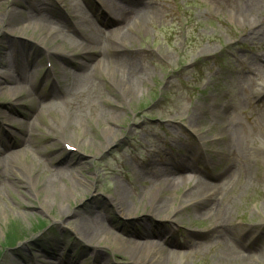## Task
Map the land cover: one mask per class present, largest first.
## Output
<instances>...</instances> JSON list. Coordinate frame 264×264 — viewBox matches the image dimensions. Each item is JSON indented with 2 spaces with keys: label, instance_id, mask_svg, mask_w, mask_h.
<instances>
[{
  "label": "rangeland",
  "instance_id": "1",
  "mask_svg": "<svg viewBox=\"0 0 264 264\" xmlns=\"http://www.w3.org/2000/svg\"><path fill=\"white\" fill-rule=\"evenodd\" d=\"M213 1L117 0L119 8L139 9L145 4L150 12L142 23L135 20L141 16L137 10L124 13L126 24L115 23L106 30L109 34L130 28L131 39L119 45L141 58L149 73L137 87L138 96L125 101L106 79L112 77L110 69L101 71L104 75L94 79L103 89L98 104L106 114L85 109L92 113L76 120L75 130L64 129L65 104L48 111L43 97L73 79L57 67L73 72L86 60L74 50L77 44H57L61 53L51 56L39 40L44 34L40 27L32 25L20 35L14 31L22 24L0 25V62L14 65L19 53L13 56L10 48H22L33 61L23 70L24 76L36 79L31 87L21 82L9 85L26 89L22 94L0 91V157L20 153L18 161L0 167V264H48L44 261L55 262L51 254L70 264H135L122 239L141 240L152 250L164 247L175 259L181 255L180 264H213L222 250L264 264V38H247L250 28L241 26L229 6L215 7ZM0 2L1 16L15 0ZM75 2L98 26L100 0ZM47 3L56 15L67 18L68 8L61 0ZM28 15L18 18L22 21ZM48 20L49 29L57 28L56 19ZM61 34L77 39L72 29ZM14 71V66L0 65V76ZM3 111L11 113L10 118L1 115ZM36 113L41 114L37 120ZM34 120L37 146L15 147L23 123ZM226 131L225 141L221 133ZM55 167L62 168L56 184L45 186L38 179L35 185L30 183L42 170ZM104 169L111 173L104 176ZM163 169L168 172L158 177V190L151 185L157 182L152 175ZM192 174L197 175L188 179ZM198 176L218 186L215 197L196 205L206 213L188 214L193 206L183 218L171 221L150 215L153 193L177 201L201 181ZM69 183L80 185L79 197H72ZM174 185L178 189L172 192ZM117 186L137 208L131 216L114 207ZM59 196L69 198L62 202L69 211L65 216L56 209ZM218 202L229 211L219 218V234L213 231L216 218L208 213ZM43 204H52L55 210ZM78 212L101 218L109 234L98 243L80 238ZM11 236L15 241L9 240ZM167 240L177 244L165 247Z\"/></svg>",
  "mask_w": 264,
  "mask_h": 264
},
{
  "label": "bare ground",
  "instance_id": "2",
  "mask_svg": "<svg viewBox=\"0 0 264 264\" xmlns=\"http://www.w3.org/2000/svg\"><path fill=\"white\" fill-rule=\"evenodd\" d=\"M61 1L64 3V7L68 8V11L66 10L65 13L66 17L70 21L64 16L56 15L54 8H52L51 4L47 3V0H20V2L15 0V2L0 16V25L3 24L6 28H11L15 22L16 24H22L21 27L14 31V33L20 35H23L25 32H27V30L32 25L40 27L44 34L39 37V40L47 49V54L51 56L53 54L61 53L57 48L60 44H71L70 47H72L73 44H77L74 50H80L82 55L86 57V60L77 63V65L74 66L75 70H73V72H71L72 70L69 71L65 66L57 67L56 70L58 71L62 69L63 71H66L67 76L68 72L71 73L73 79L71 82L67 81L63 87L55 86L51 89L48 95H44L43 97L44 100L48 101V105L45 107V109L48 111L59 110L63 104H65L63 111V120L65 122L64 129L75 130V122L78 119L80 120L81 117L90 115L92 112L102 115L106 114L103 109H100V105L98 104L99 97L103 98L104 96L102 93L103 89L101 85H99V83L94 79L95 77H101L104 75L103 70L106 68L110 69L112 75V77H106L107 81L111 82L117 87L118 92L125 101L130 97L138 96L137 87L144 84L145 78L148 76L149 72L141 58H138V56L135 54L129 53L127 50H123L122 46L119 45V43L123 44L126 40L131 39L132 36L130 34V28L128 31H125L124 29H118L115 31V33L113 32L109 34H107L106 30L112 23L126 24L127 19L123 15L124 13L137 10L141 13V16L135 20L142 23L148 19L150 12L145 10L147 7L145 4H141V2L139 3L141 4L140 6L145 7H140L139 9H127L124 7L119 8L117 0H100L103 6L102 9H104L106 16H101L100 20L98 19L97 21L98 26H96L94 23H91L89 18L84 15L83 9L78 3L75 2L76 0ZM212 4V6L215 7L229 6V9L233 10V12H235V14L239 17L241 26H248L250 28L249 33L246 35L247 38H264V0H214ZM1 7L2 3L0 2V8ZM22 8H27L28 11H22ZM21 13L29 15L21 21L18 18ZM49 17L56 19L58 24L57 28L52 29L50 27L49 29V24H51V21L48 20ZM91 25H93V27ZM65 29H72L73 34L76 35L78 40H74V38L71 39V37L62 35V31ZM101 32L102 34L104 33V37H101ZM5 34L7 35L8 33ZM67 40H71V42L68 44L66 43ZM10 49L13 56H15L16 53H19V55L15 56L13 59L14 65L12 64L11 66L9 62H7L8 64L6 62H0V65L2 67H5L6 65L9 66V68L14 66V72L16 75L10 73L2 74V76H0V91H8L13 93V96H15L22 94V92H27V90L22 89L20 91V86H17L16 88H9V85H13L16 82H21L25 86L32 84L30 85L31 87L36 85V83H34V81L36 82V79L26 78L24 76L26 73H24L23 70L26 69V67L28 68L31 66L33 62L31 61L28 53H26V51H24L22 48H16L12 46ZM21 78L23 79L22 81ZM256 91L260 93L259 88H256ZM55 100L60 101L61 103L58 104V102H55ZM103 102H108V99H104ZM35 103H32V107L34 108L37 106ZM87 108L93 109L92 112L89 113L85 111ZM10 114L11 113L8 111L1 112V115H5L6 118H10ZM40 116V113H36L33 115V118L36 117L35 120H37ZM111 118L113 117L111 116ZM35 120L23 123V130L21 131L16 143H14L15 147L17 145L23 146L22 149L26 150V148L33 147L35 145L37 146V135L35 134V128H37L38 125L35 124ZM221 135H224V140L227 139L228 131L225 133L222 132ZM2 143L4 144V138H2ZM14 146H12V148H15ZM9 148L10 146H7L5 150ZM19 155V151H15L8 158L3 156L0 157V167L2 166L3 162H12L15 160L18 161ZM64 165L66 164L63 163L61 166ZM13 172L20 176V174H18V170L15 169ZM99 172L100 171L96 173ZM165 172H168V170L163 169L160 172L154 173L152 175L153 178H155V181H157L152 182L151 185L153 188L159 190L160 184L158 183V177H160V174ZM40 173L43 174L36 176V178L32 179V181L31 179L29 180L31 184L35 185L34 182L37 183L38 179L40 184H44L46 186L50 184H56V181L62 178V168L55 167L50 171L46 170V172L42 170ZM103 173L104 176H107L111 172H109L107 169H104ZM68 187L74 193V195L72 194V197L75 196L77 198L80 196V194H82L80 185L77 183H69ZM172 187V192L178 189L175 188L176 185ZM217 188L218 186L215 184L208 182H197L191 188L185 190L183 196L177 201L170 197L158 198V196H155L153 193L152 195L155 197V200L150 201L149 203V213L152 216L163 218L169 221L174 220L176 216L183 218L184 213H186L187 210L189 208L191 209L193 206H195L194 210L191 209L188 214L192 215L194 213H206L207 211L199 209L196 205L200 201L215 197ZM44 193H47V191L44 190ZM173 195L172 197H174ZM59 197L60 204L56 209L61 216H65L69 213V211L62 202L68 200L69 198L67 196ZM113 197L114 198L112 200L114 207L122 215L131 216L137 210V208L128 201L129 196L121 189V187L117 186V190L114 192ZM222 204V202L215 203V206L208 210V213H212V216L216 218L217 224L213 228V231L218 234L219 218L225 217L229 214L227 207L224 206V208H222ZM43 205L44 207H47V209L55 210L52 204H50V206L48 204ZM76 215L79 216L76 220L77 233L78 236L83 240L90 243H98V241H100L105 234H109L107 232L108 229L102 223L101 218H88L80 212H78ZM10 224H14V222H11ZM132 233L134 236L137 235V232L135 231H132ZM220 234L225 236L224 231H221ZM141 238L144 237L142 236ZM122 241L125 245H120L126 246L130 250V257L135 262V264H180L177 258H180L181 255L177 254L175 259L167 252L166 248L164 247L152 250L149 248V244H145L138 239H122ZM176 244V241L168 240L165 247H172ZM51 256L55 257L53 258L55 259V262L47 260L44 262L48 264H70L66 258H60V256L52 254ZM183 264L187 263L184 262ZM213 264L252 263L249 261L248 257L241 256L233 252L229 253L227 250H222L220 254L217 253V255H215Z\"/></svg>",
  "mask_w": 264,
  "mask_h": 264
},
{
  "label": "trees",
  "instance_id": "3",
  "mask_svg": "<svg viewBox=\"0 0 264 264\" xmlns=\"http://www.w3.org/2000/svg\"><path fill=\"white\" fill-rule=\"evenodd\" d=\"M11 238H12V239H11ZM10 239L15 241V238H13L12 236L9 238V240H10ZM9 240H8V242H9Z\"/></svg>",
  "mask_w": 264,
  "mask_h": 264
}]
</instances>
